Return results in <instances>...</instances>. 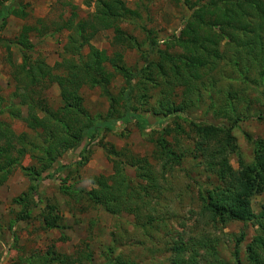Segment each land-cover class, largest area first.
<instances>
[{"label": "trees", "instance_id": "trees-1", "mask_svg": "<svg viewBox=\"0 0 264 264\" xmlns=\"http://www.w3.org/2000/svg\"><path fill=\"white\" fill-rule=\"evenodd\" d=\"M145 1L138 0V5ZM174 1L183 7L184 16L179 33L167 44L170 49L182 48V53L157 50L158 43L153 41L152 49L144 56L143 68L136 71L127 66L123 53L125 49H140V43L125 32L122 24L126 18L140 17L141 14L126 7L124 0H99L95 12L86 18H80L74 11L65 21V28L70 32L65 46L67 55L53 66L42 58L33 59L29 55L35 48L31 34L38 32L42 36L50 29L46 20L39 19L37 23L40 25L24 24L21 27L16 44L22 52V63L15 70L19 90L16 94L20 102H10L0 114L8 113L11 119L22 120L29 132L18 133L11 122L0 120V187L20 168L30 182L29 188L37 192L43 180L51 179L54 173H61L69 167L58 164L50 172L67 151H78L83 157L86 146L82 145L85 142L91 145L103 133L111 132L119 125L135 122L142 131L153 132L160 125V134L154 138V155L159 161V169L146 159L130 156L137 177L142 181L134 183L125 173V164L118 159L121 153L114 145L103 141L102 149L108 158L113 159V172L108 176L92 177L94 187L86 192L88 201L112 216L129 213L144 220L142 213L145 210L150 213L153 209L149 199L161 197L165 192L163 183L167 181L166 175L177 167L185 170L182 165L184 151L179 152L176 147L186 131L177 121L172 126L159 122L153 125L138 112L139 105L148 102L141 91V83L136 82L143 78L145 85L160 86L165 93L166 97L161 98L160 104L154 108L156 114L166 122L172 117L185 120L190 131L196 134L195 155L202 158L216 175V184L200 196V220L210 226L218 223L225 226L234 221L256 225L259 231L246 252L252 264H264V203L257 213L252 207L253 197L264 194V141L256 145L254 162L244 165L241 161V168L236 170L229 158L238 149L237 138L233 134L235 125L201 121L189 117L183 109L185 103H190L186 98L191 97L197 83H201L205 76L223 72L226 66L237 70L238 78L244 83L252 78L264 82V0ZM10 16L26 19L29 13L24 5L14 0H0V20L5 21ZM61 27L57 25L55 29L60 30ZM103 30H112L113 41L125 49L110 55L93 45V37ZM223 41L234 50L236 59L227 58L228 50L221 49ZM85 48H88L86 55L83 54ZM117 77H122L125 83L119 93H114L111 88ZM53 85L58 86L63 101V106L57 109L49 105L46 97V91ZM184 86V104L175 105L170 95L177 87ZM85 87L99 89L109 101L106 116L92 115L86 108L81 94ZM261 94L264 97V90ZM23 106L27 107L24 117ZM241 118L237 116L234 122ZM28 155L34 163L25 166L23 161ZM63 189L70 196L82 191L70 186ZM27 197L28 192H24L13 199L16 204L23 205L18 221L30 219ZM48 210L44 229L61 227V217L56 214L58 210L54 211L53 207ZM145 221L148 227L155 219L150 215ZM199 239L188 256L186 247L176 243L172 264H196L203 256L201 251L211 257H203L208 260L206 264H228L218 257L215 238L211 239L212 244L204 236ZM243 239L241 236L239 243ZM112 253L108 254L106 264H130L114 259ZM239 254L237 248V264H241ZM90 258L91 255L84 252L63 255L53 245L45 253L21 254L15 264H86Z\"/></svg>", "mask_w": 264, "mask_h": 264}, {"label": "rangeland", "instance_id": "rangeland-1", "mask_svg": "<svg viewBox=\"0 0 264 264\" xmlns=\"http://www.w3.org/2000/svg\"><path fill=\"white\" fill-rule=\"evenodd\" d=\"M14 1L24 5L29 16L26 19L10 16L5 21L0 20V112L6 109L10 102H20L16 94L19 90L15 70L22 63V52L16 44L21 27L24 24L40 25L37 23L39 19L46 20L50 29L42 36L38 32L31 34L35 48L29 55L33 59L42 58L53 66L66 54L65 46L70 32L65 28V21L74 11L80 18L93 14L99 0ZM146 1L143 5H138V0H124L126 7L136 9L141 14L140 17L126 18L122 24L125 32L140 43L139 50L125 49L117 45L113 41L112 30H103L92 39L93 45L106 50L110 55L125 49V63L134 71L143 68L144 56L152 49L153 41L158 43L157 50L173 54H181L183 51L180 47L170 49L167 44L169 39L179 33L184 16L183 7L174 0ZM57 25L62 26L60 30L55 29ZM225 44L226 41H223L221 49L228 50L227 58L236 59L234 50ZM87 53L88 48H85L83 54ZM238 76L237 70L227 66L223 72L205 76L201 83H197L196 90H192V98H186L190 103H182V100H185L186 86L177 87L174 94L170 95V100L175 105L184 104V112L189 117L216 125H235L233 134L237 138L238 149L231 153L229 158L236 170L241 168V161L244 165L254 162L256 145L261 140L264 141V97L261 94L264 82L252 78L248 83H244ZM136 82L141 83V91L148 100L147 104H140L138 107V112L143 117L153 125L159 122L164 126H172L177 121L184 127L186 132L181 136L176 149L179 152L184 151L182 165L185 170L177 167L166 175L167 181L163 183L164 194L149 199L153 209L150 213L146 210L142 213L143 220L129 213H123L120 217L112 216L88 201L86 192L94 187L92 177L101 174L108 176L113 172V159L108 158L102 149L103 141L114 145L121 153L118 159L125 164V173L134 183L142 181L137 177V170L131 164L130 156L146 159L155 169H159V161L154 155V138L160 134V125L155 132L142 131L135 122L119 125L113 131L103 133L97 142L91 145H86L85 142L82 145L86 146L83 157L79 156L78 151H67L50 172H53L58 164L69 167L61 173H54L53 178L43 180L37 192L29 188V180L18 168L8 182L0 187V264H15L19 255H29L33 251L45 253L53 245L63 255H77L81 252L87 256L91 255L86 264H106L111 251V257L130 264H172L176 243L186 247L188 256L202 236L211 244V239L215 238L218 257L228 264H237V248L240 250L241 264H252L246 248L258 233L257 226L251 222L238 221L225 226L219 223L210 226L200 220V196L216 184V175L202 158L195 155L196 134L190 131L185 120L172 117L166 122L154 111L161 98L166 97L160 86L145 85L143 78H138ZM124 83L122 77H117L112 91L119 93ZM81 94L84 96L86 108L92 115H107L109 101L99 89L85 87ZM46 97L52 108L63 106L57 85L46 91ZM22 113L23 117L27 115L26 106H23ZM237 116L242 118L236 123L234 120ZM0 120L11 122L18 133L29 132L22 120L11 119L8 113L0 114ZM33 163L30 155L23 161L25 166ZM65 186L82 191L70 196L63 189ZM24 192H28L26 201L31 215L28 220L18 221L23 205L16 204L13 199ZM263 203L264 194L255 195L252 199L253 210L259 212ZM51 207L54 211L58 210L56 214L61 217V227L47 230L44 229V218ZM150 215L155 221L146 227L145 219ZM241 236H244V239L239 243ZM201 255L203 256L196 264L208 263L203 257H211L204 251H201Z\"/></svg>", "mask_w": 264, "mask_h": 264}]
</instances>
